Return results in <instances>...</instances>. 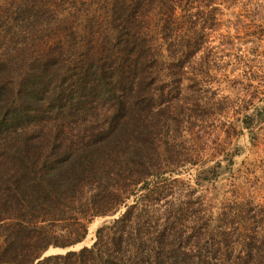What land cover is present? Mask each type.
Listing matches in <instances>:
<instances>
[{
    "label": "trees",
    "instance_id": "obj_1",
    "mask_svg": "<svg viewBox=\"0 0 264 264\" xmlns=\"http://www.w3.org/2000/svg\"><path fill=\"white\" fill-rule=\"evenodd\" d=\"M224 1L0 0V171L11 194L0 202L18 213L0 220V264H264V196L237 193L214 212L180 179L202 162L178 137L193 115L183 94L210 88L182 84L204 35L177 43L170 32ZM150 30L169 34L166 67ZM262 119L255 109L241 123L252 133ZM210 171L201 180L216 182ZM120 209L90 247L44 256Z\"/></svg>",
    "mask_w": 264,
    "mask_h": 264
},
{
    "label": "rangeland",
    "instance_id": "obj_2",
    "mask_svg": "<svg viewBox=\"0 0 264 264\" xmlns=\"http://www.w3.org/2000/svg\"><path fill=\"white\" fill-rule=\"evenodd\" d=\"M218 5L215 12L208 11L190 20H182L174 28L175 31L170 32V38L176 37L177 43H193L195 30L204 35L198 47L195 46L198 49L194 57L184 64L182 84H192L196 80L209 87L210 92L183 94L192 104L189 109L193 115L182 124L189 131L178 134L181 141H188V149L193 143V150L202 162L197 166H187L181 171L180 179L185 180L191 190L203 195L214 212L219 210L218 202L237 193L246 196L257 192L264 196V119L253 126V134L245 130L241 123L243 116L255 109L264 112V0H225ZM148 34L157 60L162 62V67H166V62L171 61V53L166 52L162 38L169 34L156 30H150ZM13 64L18 67L17 58ZM170 78L169 71H166L159 76V81L167 84L172 81ZM99 115L101 124L107 122L106 110H100ZM67 120L71 119H64V122L67 123ZM38 125L48 126L49 129L53 126L49 120ZM39 129L37 127L36 131ZM231 158L233 165L228 166L226 160ZM217 162L220 163L219 168L216 167ZM210 169L218 172L216 182L201 180L205 176L211 178ZM2 174L0 171V197L6 200L11 194L9 185H3L6 178ZM5 204L6 201L0 202V220L8 222L9 217L17 218L18 213H9V216L4 213L2 208ZM123 212L124 209H120L116 215L95 218L80 244L68 250L50 248L44 256L90 247L96 229ZM5 236V231L1 230L0 244Z\"/></svg>",
    "mask_w": 264,
    "mask_h": 264
}]
</instances>
